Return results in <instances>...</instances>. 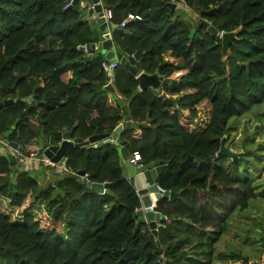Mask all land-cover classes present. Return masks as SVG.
Masks as SVG:
<instances>
[{"label":"trees","instance_id":"trees-1","mask_svg":"<svg viewBox=\"0 0 264 264\" xmlns=\"http://www.w3.org/2000/svg\"><path fill=\"white\" fill-rule=\"evenodd\" d=\"M71 1L0 0V102L13 100L0 110V136L15 121L4 138L21 145L58 144L59 132L84 141L96 129L123 128L117 144L69 150L67 175L44 184L0 152V264H212L229 219L256 196L253 179L240 172V154L232 160L216 152L227 122L264 102V0H182L193 16L167 0H100L116 26L115 49L124 56L142 50L137 73L87 61L91 55L78 47L94 43L97 30L79 1L66 8ZM128 12L141 19L118 28ZM209 25L239 28L224 61ZM156 70L168 84L159 93L139 90L138 72ZM109 81L113 90L105 88ZM85 110L95 116L86 120ZM117 147L138 152L144 164L162 159L158 184L180 189L173 201L156 202L165 217L157 236L136 222L140 198L122 174ZM81 170L88 181L109 183L106 190L87 188ZM199 243L203 261L187 248Z\"/></svg>","mask_w":264,"mask_h":264},{"label":"water","instance_id":"water-1","mask_svg":"<svg viewBox=\"0 0 264 264\" xmlns=\"http://www.w3.org/2000/svg\"><path fill=\"white\" fill-rule=\"evenodd\" d=\"M79 0H72L71 3L66 7L70 8L75 5ZM92 3L96 4L93 8L88 9L87 14L92 15L96 14L95 22L99 25V30L101 32L105 31L106 28H112L113 25L111 22H105L102 14L103 7L100 0H91ZM169 6L174 9L178 4H183L182 0H167ZM85 14V13H84ZM207 30L212 35H219V39L221 41V57L222 61L226 59V57L230 53V46L236 40V36L239 32V28L227 31V32H218L212 25L207 27ZM195 34V29H191L189 33V38L191 39ZM102 41L97 46L96 43H91L90 45H82L79 46V50L84 53L92 54L97 48H100V53L93 54L90 58L87 59L88 62L95 63L100 70H103V64L109 61L117 60L119 64L125 65L129 69H131L134 73H137V68L135 67L137 61L141 57L142 50L137 49L132 55L124 56L119 51L114 50L112 46V40L110 37V33L104 32L102 35ZM137 79L139 81V90L151 89L156 93L160 92L161 86H166L168 82L162 78L159 74V71L156 70L154 73L148 74L143 71L138 72ZM105 88L113 90L111 83H107ZM163 95H160L162 97ZM13 100H4L0 102V110L5 106L12 103ZM163 102L165 104H171V101L168 98H163ZM18 121H15L10 129L4 133V137L8 138L13 131L16 129ZM123 128V124H119L113 132H99L96 129V132L88 137L86 140H81L80 138H72L70 132H59L61 136V141L58 144H49L48 142H44L41 144L42 153L50 160L52 164H58L66 157V154L69 150L77 147L87 146L90 144H96L97 146H102L107 143L117 144V136L121 129ZM112 137V138H111ZM226 135H223L219 141V148L216 152L217 156H227L230 159L237 158L240 152H233L227 146H225ZM8 144L19 150L23 149V145L18 144L14 141H9ZM117 151L120 155V165L122 174L126 179H131L133 183V187L135 188L138 196H140V202L142 205L141 209H137L136 214V222H145V219L148 221L147 226L151 233L154 236H157L158 228L161 226L158 223L161 220H164L165 217L160 215L158 212L154 211L151 207L152 200H160L161 198H167L170 201H173L177 198L180 189L178 187H172L169 190H166L162 194L157 192L156 184L158 183V177L162 174L165 169V164L162 159H157L155 161L144 164L139 169H135L132 165H130L127 161L130 153L126 149H122L121 147H117ZM12 163H15V157L13 155L10 156ZM85 173V171L81 170L78 174L81 176ZM64 176L67 175L65 171L63 173ZM87 188L92 189L97 192H104L108 187L109 183H95L91 181L82 180ZM156 244L159 245V241L156 240ZM258 264V263H253Z\"/></svg>","mask_w":264,"mask_h":264},{"label":"rangeland","instance_id":"rangeland-1","mask_svg":"<svg viewBox=\"0 0 264 264\" xmlns=\"http://www.w3.org/2000/svg\"><path fill=\"white\" fill-rule=\"evenodd\" d=\"M186 10L176 11L183 16L194 15L189 9L188 12ZM226 129L224 144L233 152H240V172L244 177L253 179L256 196L249 201L246 209L233 213L227 230L215 244V255L221 251L232 256L214 258L212 264H259L264 245V102L241 117H232ZM15 166L24 168L21 164ZM39 166L40 170L35 168L32 174L44 184L47 181L44 172L48 165L40 162ZM188 248L191 253L193 248ZM202 258V254H198V259Z\"/></svg>","mask_w":264,"mask_h":264},{"label":"built area","instance_id":"built-area-1","mask_svg":"<svg viewBox=\"0 0 264 264\" xmlns=\"http://www.w3.org/2000/svg\"><path fill=\"white\" fill-rule=\"evenodd\" d=\"M101 2V1H100ZM71 2H69L66 7L70 4ZM95 3H91V6L88 8H93ZM102 4V3H101ZM103 7V5H102ZM102 17L104 19L105 22H110V19L112 17V13L111 11H108L106 9H104L103 7V14ZM140 16L133 14L131 12H128L126 14V16L121 20V22L119 23V25L117 26L120 29H124L126 27V25L129 22L132 21H136V20H140ZM119 63L117 61H109V62H105L103 64V70L111 72V70L118 65ZM113 79V74L111 73L110 76V81ZM109 81V82H110ZM0 145L3 147H8L9 148V154L13 155L15 157V162L19 163L21 165H24L25 169H31L34 166V163H43L45 165L48 166H53V165H60L61 162L63 163V171L68 172L69 170L65 168L64 166V159H62L61 162H59L58 164H52L50 162V160L42 153L41 151V145L39 144V147L37 146V141L36 139H33L32 141H30V143L23 145V149L19 150L17 148H13L8 144V141H6V139L2 136H0ZM33 146H37V148H33ZM128 163L130 165H132L135 169H139L140 167H142L144 165L141 156L138 152H133L129 155L128 159H127ZM71 173H74L73 171H70ZM78 177L81 178L82 180H86L88 181V175L86 173H84L83 175H79ZM156 190L157 192H159L160 194H162L163 192L166 191V189H164L161 185H159L158 183L156 184ZM157 200H152L151 201V207L154 209L155 205H156ZM142 205H140L139 208L137 209H141ZM259 264H264V245L262 248V253H261V257H260V262Z\"/></svg>","mask_w":264,"mask_h":264},{"label":"crops","instance_id":"crops-1","mask_svg":"<svg viewBox=\"0 0 264 264\" xmlns=\"http://www.w3.org/2000/svg\"><path fill=\"white\" fill-rule=\"evenodd\" d=\"M91 3H92V1L91 0H79V4H80V6L82 7V9H84L83 10V16H84V18L83 19H85L86 21H89V22H92L91 24L92 25H94V27L96 28V30H97V36H98V39L95 41V43H96V45L98 46L99 45V43L102 41V37H101V35L104 33V32H108V33H110V37H111V31L116 27V26H114L113 25V27L112 28H106L105 29V31H103V32H101L100 30H99V25L98 24H96V22H95V18H96V14H92V15H88L87 14V11H88V8L91 6ZM182 9V10H184V9H189V8H187V7H185L183 4H178L176 7H175V9ZM186 10V12H188ZM190 10V9H189ZM191 11V10H190ZM85 13V14H84ZM186 15H188V14H186ZM114 50H116L115 49V47H114V45H113V43H112V46H111ZM96 53H100V48H97V50L96 51H94L92 54H90L91 56L93 55V54H96ZM115 61H117V60H115ZM118 97V96H117ZM117 97L116 96H114V98H115V100L117 99ZM118 101H119V99H117ZM119 104H121V106H123V105H125V102L124 101H122V100H120L119 101ZM83 115H84V117L86 118V120H88L89 118H93L94 116H95V111H93V110H85L84 112H83ZM124 121L126 122V117H124ZM112 138V137H111ZM61 141V140H60ZM60 143V142H59ZM96 145V144H95ZM37 146L39 147V145L37 144ZM37 146H33V148H37ZM6 149V151H5V149ZM0 152L1 153H8V152H10L9 151V148L8 147H2L1 145H0ZM16 163V162H15ZM19 163H16V165H18ZM60 165H62V166H59V165H56V166H48V168L45 170V172H44V174H45V177H46V180L47 181H50V179L52 178V176H54V175H58L59 173H61L62 171H63V163L61 162V164ZM35 168H36V170L37 171H39L40 170V166L38 165V163H34V166L31 168V170L33 171V170H35ZM44 176V175H43ZM129 180H131V179H129ZM132 181V180H131ZM139 198H140V196H139ZM155 211V210H154ZM147 220L145 219V223L147 224ZM158 223H160V221L158 222ZM185 235H186V233L185 232H180V235L179 236H183V237H185ZM205 238V235L202 237V239H204ZM192 239V241H194V243L193 244H198V239L200 240L201 238H197V235L196 234H193V235H191V237H190V240ZM200 242V241H199ZM193 244H191L190 245V247H192L193 249L191 250V253L192 254H194V255H196L197 257H198V253L199 252H201L202 251V249H203V246L200 244V245H196L195 247H193L194 245ZM187 248H188V246H187ZM188 250H189V248H188ZM214 251H215V246H214ZM218 253H221V251L220 252H217V254ZM216 254V255H217ZM215 255V253H214V256H213V259L214 258H218L217 256ZM218 259H224V258H218ZM197 260L199 261L200 259H198L197 258ZM203 261V260H202ZM212 263H213V261H212Z\"/></svg>","mask_w":264,"mask_h":264}]
</instances>
